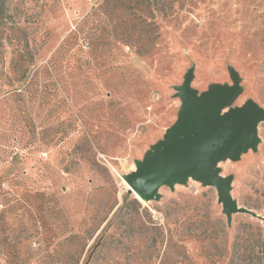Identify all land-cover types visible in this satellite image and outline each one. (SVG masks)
I'll use <instances>...</instances> for the list:
<instances>
[{"label": "rangeland", "instance_id": "374dc122", "mask_svg": "<svg viewBox=\"0 0 264 264\" xmlns=\"http://www.w3.org/2000/svg\"><path fill=\"white\" fill-rule=\"evenodd\" d=\"M9 5L41 48L24 95L5 79L13 46L0 64V264H231L240 233L264 236V123L258 149L219 164L258 217L229 223L195 179L144 201L123 176L176 123L190 69L199 93L236 69L231 107L264 108V0H176L143 24L105 0Z\"/></svg>", "mask_w": 264, "mask_h": 264}, {"label": "water", "instance_id": "95a60500", "mask_svg": "<svg viewBox=\"0 0 264 264\" xmlns=\"http://www.w3.org/2000/svg\"><path fill=\"white\" fill-rule=\"evenodd\" d=\"M230 75L232 85L213 83L199 93L192 86L194 73L190 69L176 87V96L181 99L176 123L142 160H136L131 174L123 175L131 193L144 201L159 200L163 185L173 188L195 179L217 189L229 223L232 215L240 212L258 217L239 206L232 196L234 176L223 175L219 167L224 160L238 161L244 152L258 149L259 125L264 123V108L253 99L231 107L243 87L236 69H231Z\"/></svg>", "mask_w": 264, "mask_h": 264}, {"label": "trees", "instance_id": "16d2710c", "mask_svg": "<svg viewBox=\"0 0 264 264\" xmlns=\"http://www.w3.org/2000/svg\"><path fill=\"white\" fill-rule=\"evenodd\" d=\"M176 0H105V7L114 5L125 10H131V13H137L140 23L146 21L145 14L156 11L170 13L172 11V2ZM19 14L14 13L9 0H0V64H4V54L8 46H13L10 71L12 75H5V79H11L13 84H17L15 89L20 95L28 91L24 85L30 78L29 69L35 62V56L41 45H37L35 37L30 33L28 26H21ZM28 25V24H27ZM2 67V66H1ZM3 73V72H2ZM2 75H0V80ZM3 79L0 84L2 88L6 84ZM24 85L25 88L21 89ZM27 85V84H26ZM0 92L9 93L10 90L1 89ZM14 90V89H12ZM24 92V93H23ZM262 233V232H261ZM256 233L250 242L245 233H240L233 244V253L230 260L231 264H264V236ZM67 239H74L72 235ZM70 257V255H69ZM80 255H76L75 261L79 260ZM64 261V260H63Z\"/></svg>", "mask_w": 264, "mask_h": 264}, {"label": "bare ground", "instance_id": "6f19581e", "mask_svg": "<svg viewBox=\"0 0 264 264\" xmlns=\"http://www.w3.org/2000/svg\"><path fill=\"white\" fill-rule=\"evenodd\" d=\"M228 167H229V165H226V166L224 167V169H223V170H227V169H228Z\"/></svg>", "mask_w": 264, "mask_h": 264}]
</instances>
